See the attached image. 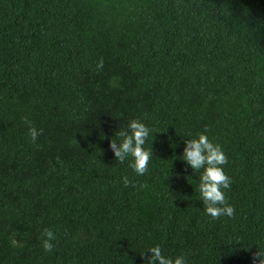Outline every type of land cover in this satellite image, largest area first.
Instances as JSON below:
<instances>
[{
	"label": "trees",
	"instance_id": "trees-1",
	"mask_svg": "<svg viewBox=\"0 0 264 264\" xmlns=\"http://www.w3.org/2000/svg\"><path fill=\"white\" fill-rule=\"evenodd\" d=\"M133 119L153 130L143 175L109 148ZM198 134L227 156L232 218L182 160ZM157 245L264 260V0H0V264H147Z\"/></svg>",
	"mask_w": 264,
	"mask_h": 264
},
{
	"label": "clouds",
	"instance_id": "clouds-1",
	"mask_svg": "<svg viewBox=\"0 0 264 264\" xmlns=\"http://www.w3.org/2000/svg\"><path fill=\"white\" fill-rule=\"evenodd\" d=\"M103 63V58L101 57L97 61V70L103 68ZM25 123L29 125L28 134L32 142H35L38 136L42 134V130L36 129L31 125V121L27 119ZM150 134H153V130L139 120L133 119L129 121L126 128L116 132L120 142L117 143L113 139L109 142V148L113 152L115 160L123 163L131 157L132 162L129 167L138 175L145 174L148 170L149 161L153 156L152 149L146 150L144 148V144ZM184 145L182 160L186 161L194 172L203 170L199 176L198 190L206 214L213 220L221 216L234 217L235 209L227 203L223 191V189L230 188L231 179L225 174L222 167L228 162L222 148L218 144L212 143L204 134H198V138L184 141ZM122 182L126 187L130 183L127 177H123ZM42 235L44 237L42 240L43 250L51 252L55 234L51 229L46 228L43 230ZM147 251L151 253L147 264H186L183 256H177L175 259L165 257L158 245L151 247ZM260 255L257 252L253 254L254 264H264V260L260 258Z\"/></svg>",
	"mask_w": 264,
	"mask_h": 264
}]
</instances>
